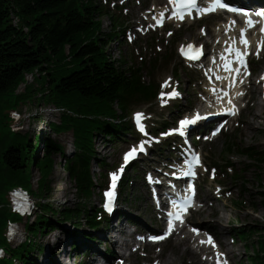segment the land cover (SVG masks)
I'll use <instances>...</instances> for the list:
<instances>
[{
  "label": "trees",
  "instance_id": "trees-1",
  "mask_svg": "<svg viewBox=\"0 0 264 264\" xmlns=\"http://www.w3.org/2000/svg\"><path fill=\"white\" fill-rule=\"evenodd\" d=\"M103 13L102 4L97 0H0V116L4 109L16 108L24 101L19 98L11 102L5 95L16 91L25 72L36 68L46 72L48 94L53 97L48 101L77 113L75 117L62 115L60 123L52 122L51 128L56 132L73 130L76 152L67 158L66 171L78 192L79 201L75 206L60 210L42 203L41 207L56 217L44 211L37 213L34 221L26 224L34 235L56 229L58 223L65 221L79 227L97 225L92 217L94 209L85 202L92 198L95 188L89 170L95 155V132L113 138L126 131L128 124L122 118L125 115H118L116 104L123 107L125 95L134 89H140L147 96L152 92V85L141 86L130 68L126 70L109 57L107 46L114 40L118 28L114 23L110 31H104L99 19ZM4 123L7 124L0 119V130ZM12 132L8 125L0 132V244L7 242L4 232L8 219H21L8 206V191L16 185L32 190L34 167L40 173L38 190L41 193L51 191L55 155L61 151L58 142L47 138L45 153L39 156V145H34L28 133ZM235 150L253 165L264 162V154L250 145L230 141L226 152ZM5 179L8 186H4ZM262 196L264 198V192ZM139 200L136 195L134 205ZM262 208L264 210V199ZM260 242L253 260L264 264L260 253L264 252V236ZM42 247L23 243L13 251L24 262H35L32 253ZM0 264H11V260H1Z\"/></svg>",
  "mask_w": 264,
  "mask_h": 264
},
{
  "label": "rangeland",
  "instance_id": "rangeland-1",
  "mask_svg": "<svg viewBox=\"0 0 264 264\" xmlns=\"http://www.w3.org/2000/svg\"><path fill=\"white\" fill-rule=\"evenodd\" d=\"M136 5V2H135ZM103 21V28L104 30H107L111 26V22L108 19L106 15L102 16ZM131 23H134L132 21ZM184 29L182 28L180 31L176 32L175 35L172 36L170 39V45L169 47H164L163 51H166L167 59L169 60L171 58V52L176 43L179 41H187L188 39L195 38L197 35V32H193L190 34L184 35ZM185 36V37H184ZM158 42L157 40H154V42L150 39L140 38L134 46H120L117 45V41L114 40L111 42L110 45H108L110 54L113 58L116 59H126L128 62V66L131 65L130 63H137L139 59V52L141 55H143L144 59H149L150 57H154L155 53L158 51V48H154L153 45H156ZM162 45V44H161ZM166 45V42H165ZM118 54L121 56L118 57ZM176 61L174 60L171 64H161L157 74L155 75V79H163V77L166 75V72H170L175 65ZM181 70V69H180ZM181 78L184 82L188 81L189 76L186 74L185 68H182L181 71ZM145 81L149 80V76L147 75L144 78ZM47 76L40 77L36 75L35 81L32 83H28L27 87L23 89L19 94H15L14 92L12 94L5 95V97L11 101L15 102L17 99L22 98L24 101L20 102L18 107L16 109L22 113V123L24 126L23 133L28 131V134L32 139L34 138L35 134L38 135L39 132L41 133L42 130L45 128L47 129V121L51 120L53 122H60V115L61 113H55V111L49 112V106L53 105L56 106L57 104L55 102L48 101L49 99L53 100L52 95L45 94L48 90L47 86ZM187 86V84H186ZM193 88L191 89V91ZM45 94V95H42ZM256 99L260 100V96L256 93L254 96ZM255 102V101H254ZM264 103V102H263ZM181 108H184L186 106V103L183 102L181 104ZM117 107V105H116ZM147 106L143 107H136V108H145ZM118 108V107H117ZM8 113L13 109L7 108ZM153 109H156L159 113H164L165 118H171L172 113L168 114L163 110H158L156 107L153 106ZM7 111V110H5ZM259 110L258 107H254L249 109V112L246 116V125L241 126L239 129L236 130L234 133V140H236L238 143H246L249 145H253L259 149V151L264 152V117H260L258 114ZM119 113L121 111L119 110ZM7 118H4V121L7 122ZM41 119H43V123L40 122ZM10 121V120H9ZM8 123V122H7ZM12 126L15 125L14 122H12ZM251 123L252 125H249ZM2 124V122H1ZM11 124V121H10ZM254 124V126H253ZM3 125V124H2ZM1 125V130L3 131V126ZM236 126V125H235ZM45 127V128H44ZM72 131V130H71ZM71 131H66L64 133H57L52 132V130L49 132V134L52 136V139H55L56 141L60 142L62 145L66 147V149H70V143L73 141V134ZM230 131V130H229ZM228 131V132H229ZM19 133V132H18ZM22 133V134H23ZM46 135V133H43ZM39 136V135H38ZM132 138V137H130ZM95 149H96V158L97 159H105L107 164L111 166V164H116L119 160V153L122 148H119L123 143H120L117 145L114 141L109 140V138L104 135L103 133L99 132L95 135ZM227 144V140L225 139V136H222L220 139H218L215 143L211 145L206 146V150H209L213 153V157L215 160L218 161H224L223 158L225 156V147ZM106 148V150H103ZM45 153L44 147L39 152V156H42ZM238 152H233L229 154L230 159L237 165V168L239 170H243L242 176L245 180L239 179L238 181L235 179H230L227 177V185L228 187H231L234 189V196L232 198H228L227 194H224L223 197L218 199L219 194L213 193L214 188L211 190H208V187L203 186V192L202 197L205 196H211L208 199V212L207 214L210 215L212 210H215L216 213H214L210 218L209 216H206L205 214L201 216V218L194 217V220L197 221L198 219L203 221H213L215 219H222V222L228 223L229 217H231L232 221L229 222L231 225L228 227L226 231L220 229V233L227 232L225 238L220 234V238L222 241L229 242L230 241V234L231 236H234L237 241L236 248L233 249V264H247L245 261L246 253L247 251H253L255 250L257 244L259 243V234L262 232L264 234V218H263V210H262V202L263 197L261 193L264 191V166H258L254 167L251 166L249 161L245 159L244 157L239 156ZM164 155H167V152H164ZM55 169L54 173L51 176V186L52 190L46 193H41L38 190V178L40 177L39 170L37 167L33 168V177H32V190L38 191V203L40 201V207L42 203H48L50 206H52L54 209H62L65 206H75L79 201L78 192L73 185V182L67 177V172L63 165V157L60 156V154L55 155ZM156 161V158H149V161L144 164V166H148L150 164H154L153 162ZM93 170L96 173L95 174V180L96 183H99V174L100 170L97 166V162L94 161L93 164ZM223 173V170L220 171V174ZM258 174H260L261 179H258ZM5 185L8 186V180L5 179ZM139 182H136V185L134 187L135 193L141 192L139 189ZM243 186L246 187V190H243ZM93 196L90 200H87L86 203L89 205V208H94L96 205H98V198L100 196L99 194V188L96 187L95 190H93ZM148 198L147 190L145 189L143 191V198L140 202L137 204V208L133 206L134 203V197L128 196V204L125 200L122 199L123 203L121 206L122 212L124 213V227H127V231H130L132 228L137 227L136 225H128L130 224V220H128V216H132L135 218L136 223L139 222L140 224H143V220L148 223L146 219H151L153 215L147 214V212L150 210V206L148 205V202L146 199ZM212 199H218L217 202L213 204L211 201ZM100 200V199H99ZM241 201L240 206L237 208L236 202ZM1 205V204H0ZM2 206V205H1ZM133 206V207H132ZM39 208V207H38ZM37 210V209H35ZM42 211L46 212V214H49V216L56 217V215L52 214L51 211H45L43 208H41ZM41 212V211H40ZM226 216V219H225ZM34 213L31 219H28L29 221H34ZM22 224H25V222H22ZM119 221L115 219L114 223L112 225H118ZM84 225V224H83ZM57 230L49 229L48 232L42 233L41 235H38L36 237V240L34 243L36 245H43L44 251L42 254H39L36 249L33 252V259L39 260L40 263H43L46 261V259L50 256L49 251V245L52 246L53 242L58 240L65 246V250L62 255V261L64 263L68 264L67 261V253L69 251L72 252L74 255V261L78 263L81 259L83 261H86L88 256H83V250L81 251H73L71 250L72 243L75 241L70 242L68 240L70 235V240H78L79 238H85L86 234L91 233L86 226H80V227H73L71 223H58ZM243 227L245 231H249L250 229L258 228L257 232L251 235L249 240L243 241L238 239L236 234V228ZM61 228V229H59ZM219 228V227H218ZM22 230V229H21ZM68 232V234H67ZM23 233V232H22ZM24 234V233H23ZM25 236V235H24ZM101 239H103V235H99ZM21 238H18V241L16 243H19ZM100 240V239H99ZM123 239L118 238V241L121 242ZM106 242V241H105ZM178 242V239H174L172 241H169L166 243L163 247V252L160 256V259L162 261L170 258H174L176 260L177 264H189L191 259L190 255H183L182 254V246L176 245ZM14 243V244H16ZM83 241L80 240V244H82ZM87 243L84 240V245ZM107 245H110V243H106ZM254 246V247H253ZM98 248L104 249L105 244L104 242L98 243ZM248 247V248H247ZM96 248V247H95ZM248 249V250H247ZM59 248L55 250V252H59ZM153 256L156 257L158 255V249H153L152 251ZM39 255V256H38ZM159 258V257H156ZM155 258V259H156ZM133 260H138L139 262L136 264H154L153 259L141 261L140 257H137L136 255L132 256ZM195 260H197L199 263H201V259L199 257H195ZM166 262H169V260H166ZM46 264V263H45Z\"/></svg>",
  "mask_w": 264,
  "mask_h": 264
},
{
  "label": "snow or ice",
  "instance_id": "snow-or-ice-1",
  "mask_svg": "<svg viewBox=\"0 0 264 264\" xmlns=\"http://www.w3.org/2000/svg\"><path fill=\"white\" fill-rule=\"evenodd\" d=\"M171 3L176 5V12L174 13L177 18L179 19H183L184 18V14L186 10H191V9H198V11L205 13V12H209V11H215L217 8H221V9H227L229 11H233V12H238V13H242L244 15H249L247 13H243V10L241 9H237V8H233L231 7L226 0H212V3L205 8H198V4H197V0H170ZM258 16H264V12H258L257 13ZM233 24L235 23V21L232 22ZM254 21L252 19H248L247 20V24L249 27H252L254 25ZM246 29H241L240 30V43L244 45V50L242 51L239 47H235V48H230L228 49V51L230 53H235V58L236 60L239 62V64L243 67H247L246 65V56L248 55L247 52V48L249 46V40L246 38ZM261 32L264 33V28H261ZM264 45V40H262L261 42L258 43L257 45V54L259 53L260 47ZM190 49H194L193 45H188L187 46ZM192 59H196L198 58L197 56L193 55L191 57ZM225 67L227 70L229 71H235L237 73H239L240 69H232L230 67L229 64H225ZM165 86H167V82H165ZM242 95V93H240ZM169 96H175V95H179V93L173 91L171 93H168ZM165 102V101H162ZM229 103H231V100H229ZM226 111H229L230 114H235V106H233V109H228ZM203 117L200 116L199 113H197L194 117L192 118H185L182 119L179 122L180 127L173 129L172 131H176V132H181L183 131V129L191 123H195L197 120L202 119ZM135 119L137 121V125L140 128L141 131H144V126L141 123V120L143 119V113H136L135 114ZM144 145L143 143L140 144L139 148L137 147H132L126 154L124 157L125 160V164L131 159L134 158L135 155L137 154L138 151H144ZM194 162L196 164L200 163L199 157L196 156L193 158ZM192 165L189 164V169L191 171ZM123 171V166L119 169V172ZM192 175H195L194 172H191ZM111 177H112V189L108 192L105 193L106 197L108 198V202L106 204V207L108 208L109 211H111V202L114 199L115 193H114V189L116 186V181L119 178V174L118 172H114L111 173ZM192 202L191 197H187L184 203L181 204H175L174 203V207L176 208L175 212H169L168 216H169V222H168V228L167 231L165 233V235L170 234L174 228H175V224L174 221L179 220L180 223H183V214L187 212V208L188 205ZM193 232H197L198 233V229L196 228H192ZM164 237H152V239L156 240V239H163ZM208 242L209 243H213L214 246V242L212 241V237L209 236L208 237ZM222 253H218V256H222ZM218 264H220V262H218ZM222 264H227V260L222 261Z\"/></svg>",
  "mask_w": 264,
  "mask_h": 264
},
{
  "label": "bare ground",
  "instance_id": "bare-ground-1",
  "mask_svg": "<svg viewBox=\"0 0 264 264\" xmlns=\"http://www.w3.org/2000/svg\"><path fill=\"white\" fill-rule=\"evenodd\" d=\"M158 1H163V0H158ZM16 21H17V18H16ZM257 106H258V110H259V112H258V114L260 115V116H263L264 115V105L262 104V102H258L257 103ZM7 125L8 126H10L11 124H9V123H4V126H3V131H5V129H7ZM249 125H252L251 123H249ZM253 126H254V124H253ZM103 150H106V148H104ZM39 204H40V201H39ZM225 219H226V216H225ZM209 223H211L212 224V226H216V227H220V228H222V229H227V226L229 225V223H223L222 222V219L221 218H219V219H217V220H215V221H213V222H209ZM117 231H120V232H123V233H126V231H127V227H121V226H119V225H117V227H112L109 231H108V234H109V236H113V234H114V232H117ZM69 238H70V235H69ZM79 241L81 240V241H83V243H84V238H79L78 239ZM58 240H56V241H54V244H53V248L55 249V243L57 242ZM86 241V240H85ZM87 242V241H86ZM86 244V243H85ZM186 246V247H185ZM19 247V244H15L14 246H13V248L15 249V248H18ZM189 247V245L188 244H186L185 243V245H184V247L182 248V254L183 255H185V254H187V253H189V252H191V253H193V250L192 249H190V248H188ZM62 251H64L63 249H62ZM57 257V256H56ZM61 257V256H60ZM17 259H19L20 260V258L17 256ZM62 260V259H61ZM166 260H169V262H166ZM165 260V264H177L176 263V260L174 259V258H170V259H166ZM46 262H43V263H38V264H45ZM64 263V262H63ZM88 264H96V257H91L90 258V261L88 262Z\"/></svg>",
  "mask_w": 264,
  "mask_h": 264
}]
</instances>
